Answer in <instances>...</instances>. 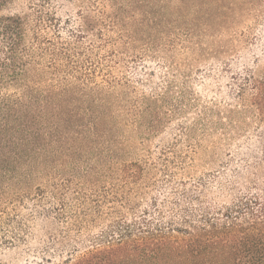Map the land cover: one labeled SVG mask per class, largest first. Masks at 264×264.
Returning <instances> with one entry per match:
<instances>
[{"label": "trees", "instance_id": "1", "mask_svg": "<svg viewBox=\"0 0 264 264\" xmlns=\"http://www.w3.org/2000/svg\"><path fill=\"white\" fill-rule=\"evenodd\" d=\"M262 16L263 0H0V248L38 226L72 248L89 197L104 191L98 170L120 183L107 202L133 213L137 171L240 142L261 157L219 189L245 193L219 205L183 193L180 225L168 228L119 215L63 264H264V64H235ZM194 81L214 87L201 104L178 90ZM192 108L154 154L152 141Z\"/></svg>", "mask_w": 264, "mask_h": 264}, {"label": "rangeland", "instance_id": "2", "mask_svg": "<svg viewBox=\"0 0 264 264\" xmlns=\"http://www.w3.org/2000/svg\"><path fill=\"white\" fill-rule=\"evenodd\" d=\"M264 1V0H263ZM259 22L252 21L248 24L250 34L249 38L251 45L247 46V49L242 52L241 60L235 64L239 67V64L244 62H251L256 58L260 61V64H264V16L258 19ZM152 69V67L150 66ZM206 71V68H201L199 73L191 72L190 77L201 78L200 74ZM139 74V72H138ZM157 82V81H154ZM225 79L221 81L224 84ZM178 90H184V93L192 94L189 98L199 99L201 104L203 100H207V96H211L213 93L206 94L207 90H211L214 87L211 81L206 82V87L202 86L200 82L194 81L192 84H180ZM151 86L144 87L146 92L150 91ZM205 95V96H204ZM196 105L198 106V102ZM196 109L192 108L179 117H174L170 121L169 129L165 130L163 134L159 135L157 139L152 141L150 149L154 152L159 146H164L172 142L173 135L177 132V125L184 121L186 118L195 116ZM186 124V122H185ZM237 143V144H236ZM238 143L234 142L231 147L222 149L216 156H212V153L199 152L193 162L187 161L186 166H170L168 168H152L144 167L142 172L137 171L138 174L142 173L144 178L139 181L141 190H144V194L131 200V206L133 207V213H128L125 208H120L115 203H108L106 198V192L113 189V186H117L115 179L107 178L106 171L98 170L96 175L91 178L92 181L96 180L97 186L103 187L102 190L96 196L89 197V207L87 212L90 214L87 220L77 224L74 229H80L77 236H73L72 248H61L55 241L50 240V230L41 229V226L35 227V232L28 237L25 244H14L13 246H3L0 248V264H63L68 258L71 249L76 250L73 253L74 256L82 254L86 249H90L94 243L93 239L100 237L103 232L108 229H112V220H118L119 215H124L125 221L129 224L133 222H141L145 220L148 227L154 228L155 225H159L163 228L170 227L172 221L175 226L180 225V219L178 216L180 210L187 208L182 194H189L192 198L200 196L203 201L211 205L228 204L234 198L242 195L246 191L240 188L238 191H223L221 193L219 189V183L227 185L225 182V175L230 173L232 168H236L239 172L243 168L242 165L246 164L253 166L255 161L261 157L259 152L239 149ZM236 145L238 147H236ZM186 155V154H182ZM231 160V162H230ZM230 163L228 167L226 164ZM264 170V164H263ZM106 174V175H105ZM105 175L106 178L102 176ZM264 178V173H263ZM218 183V184H217ZM63 186L65 185L61 182ZM138 184V183H137ZM205 184L206 189L201 188V192L198 190L192 191L195 186ZM112 188V189H111ZM204 188V187H203ZM59 207V206H58ZM63 208V207H59ZM80 210V209H79ZM121 210V211H120ZM121 212L118 214V212ZM178 212V213H177ZM112 217H108L111 216ZM162 217H160V215ZM100 217V219H98ZM145 226V225H143ZM56 232H64L66 230L62 226H54ZM145 230V227H142ZM57 239L58 236L56 234ZM49 238V242H48ZM53 243V244H52ZM49 247V252H42L44 248ZM68 250V251H67ZM71 250V251H70ZM73 252V251H72Z\"/></svg>", "mask_w": 264, "mask_h": 264}]
</instances>
